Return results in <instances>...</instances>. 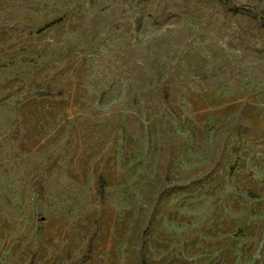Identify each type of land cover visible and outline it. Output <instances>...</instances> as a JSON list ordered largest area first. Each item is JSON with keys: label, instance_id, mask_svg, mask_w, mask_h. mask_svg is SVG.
I'll return each instance as SVG.
<instances>
[{"label": "rangeland", "instance_id": "374dc122", "mask_svg": "<svg viewBox=\"0 0 264 264\" xmlns=\"http://www.w3.org/2000/svg\"><path fill=\"white\" fill-rule=\"evenodd\" d=\"M263 25L264 0H0V264H264Z\"/></svg>", "mask_w": 264, "mask_h": 264}, {"label": "trees", "instance_id": "16d2710c", "mask_svg": "<svg viewBox=\"0 0 264 264\" xmlns=\"http://www.w3.org/2000/svg\"><path fill=\"white\" fill-rule=\"evenodd\" d=\"M57 22H58V21H53V22H51V23H49V24H46L42 29H39L37 32H38V33H39V32H42L44 29L49 28L50 26H53V25L56 24ZM263 26H264V25H263ZM99 183H100V194L103 195V188H104L105 183H104L103 179H100Z\"/></svg>", "mask_w": 264, "mask_h": 264}]
</instances>
